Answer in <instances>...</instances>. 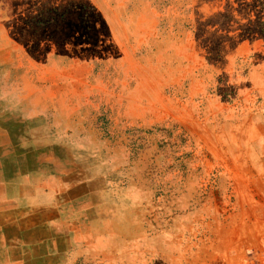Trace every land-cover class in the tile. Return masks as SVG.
<instances>
[{
  "label": "rangeland",
  "instance_id": "obj_1",
  "mask_svg": "<svg viewBox=\"0 0 264 264\" xmlns=\"http://www.w3.org/2000/svg\"><path fill=\"white\" fill-rule=\"evenodd\" d=\"M2 92L105 184L82 264L264 262V0H0Z\"/></svg>",
  "mask_w": 264,
  "mask_h": 264
},
{
  "label": "crops",
  "instance_id": "obj_2",
  "mask_svg": "<svg viewBox=\"0 0 264 264\" xmlns=\"http://www.w3.org/2000/svg\"><path fill=\"white\" fill-rule=\"evenodd\" d=\"M1 94L0 264H82L95 250L93 198L105 184L74 169L75 160L59 161L57 149L27 141L25 121L10 118Z\"/></svg>",
  "mask_w": 264,
  "mask_h": 264
},
{
  "label": "built area",
  "instance_id": "obj_3",
  "mask_svg": "<svg viewBox=\"0 0 264 264\" xmlns=\"http://www.w3.org/2000/svg\"><path fill=\"white\" fill-rule=\"evenodd\" d=\"M261 263V262H260ZM253 264H257V262H254ZM261 264H264V262H262Z\"/></svg>",
  "mask_w": 264,
  "mask_h": 264
}]
</instances>
